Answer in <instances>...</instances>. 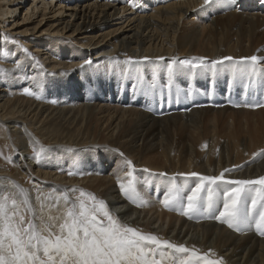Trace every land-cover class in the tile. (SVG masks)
I'll use <instances>...</instances> for the list:
<instances>
[{
  "label": "bare ground",
  "instance_id": "bare-ground-1",
  "mask_svg": "<svg viewBox=\"0 0 264 264\" xmlns=\"http://www.w3.org/2000/svg\"><path fill=\"white\" fill-rule=\"evenodd\" d=\"M173 1L0 0V29L16 18L12 10L27 8L23 22L13 21L5 32L37 21L36 33L46 21L56 33L71 36L65 35V42H31L37 61L14 45H3L8 58L3 60L0 52V132L3 142L11 145L17 170L11 174L0 167V184L11 195L17 189L9 181L15 182L26 190L32 206L38 201L37 194L55 197L68 192L74 198L79 192L69 190L80 189L103 199L122 221L143 232L194 248L201 255L211 250L215 255L209 253V257L222 259L223 264H264V235L256 229L237 231L242 235L237 236L226 224H210L213 218L197 222L180 209H173L177 216L167 213L173 211L161 202L172 178L185 189L186 197L200 176H218L225 169H231L225 173L229 180L264 175V157L253 156L264 150V107L244 106L264 100V87L259 81L246 87L248 76L234 75L225 62L215 75L202 69L193 73L174 64L172 85L188 92L176 102L155 103L150 89L158 82L169 83L168 65L174 57H206L207 61L224 56L237 60L264 57V0H237L233 6ZM131 2L161 4L153 15L137 20L129 33L117 35L112 43L101 48L103 35L94 43L92 36L120 18ZM188 8L197 9V19L192 20L194 15L188 18ZM190 21L200 23L201 32L188 30ZM88 58H93V64L83 67ZM25 88L34 95H27ZM211 112L222 116V122L208 119L209 126L235 134L216 140L211 134L202 141L195 132L187 136L188 122L196 125ZM228 112H233L231 124L223 121ZM179 123L183 136L174 135ZM193 129L197 132L200 127ZM33 147H41L40 159L32 153ZM126 160L132 161L131 169ZM69 171L78 174L69 175ZM128 171L132 177L126 175ZM192 172L198 175H187ZM128 179L134 180L146 203L138 201L137 206L123 195L119 182ZM24 180L32 187L25 186ZM230 187L223 182L211 185L215 195L207 214L216 211L218 215L223 193ZM202 197L207 204V192Z\"/></svg>",
  "mask_w": 264,
  "mask_h": 264
},
{
  "label": "snow or ice",
  "instance_id": "snow-or-ice-1",
  "mask_svg": "<svg viewBox=\"0 0 264 264\" xmlns=\"http://www.w3.org/2000/svg\"><path fill=\"white\" fill-rule=\"evenodd\" d=\"M203 3L204 6H233L237 4V0H203ZM262 61L264 57L258 55L241 57L238 60L224 56L212 61H207L206 57L182 60L174 57L168 65V87H172L174 64L186 67L193 73L202 69L212 71L215 75L219 66L225 65V62H229L228 67L234 75L243 73L248 76L249 84L246 87L254 86L258 81L264 87ZM89 63L91 61H85V64ZM152 86L155 87V84ZM24 92L34 95L28 88ZM244 106L264 107V100ZM36 155L39 156L40 153ZM253 156L264 157V150L254 153ZM125 163L131 169L132 161L126 160ZM229 171L231 169H225L218 176H200L199 182L187 192L186 197L185 189L178 186L172 178L173 182L161 202L169 210L180 209L181 214L189 218L207 216L208 210L213 206L211 185L223 182L233 187L224 191L223 208L213 218L238 232L245 231L254 224L256 230L264 235V175L255 179L229 180L225 178V173ZM68 174L78 173L69 171ZM126 175L132 177V171H128ZM159 175L164 176L166 173ZM187 175L198 174L192 172ZM9 183L17 189V194L13 198L0 184V264H223L222 259L209 257L211 250L201 255L194 248L189 249L183 244H176L129 225L110 211L103 199H98L92 193L71 189L70 192H79V195L72 198L68 192H64L55 197L48 196L45 200L52 203L47 205L37 197L40 207L36 209L32 206L26 190L15 182ZM119 188L133 204L140 206L146 203L133 179L119 182ZM204 192H207V206L202 212ZM53 209L57 215L52 214Z\"/></svg>",
  "mask_w": 264,
  "mask_h": 264
},
{
  "label": "rangeland",
  "instance_id": "rangeland-1",
  "mask_svg": "<svg viewBox=\"0 0 264 264\" xmlns=\"http://www.w3.org/2000/svg\"><path fill=\"white\" fill-rule=\"evenodd\" d=\"M10 1H12V0H10ZM171 3H179L180 4V3H184V0H175V1L171 2ZM160 4H153L152 6H149L150 3H148V5H147V4H143V3L139 4L137 2H131L130 6L128 5L129 8H127V11L123 12V14L121 15L120 18H116V20L114 22L109 23L108 27H105L104 31H102L100 34H94L92 36L93 37L92 41L94 43L100 42L102 40L101 36L103 35L106 38L103 39L104 40L103 43L100 44L101 48L103 47V45L105 43H108V42L112 43L111 41L115 37H117V35L119 36V35H121L123 33H129L137 25V20H139L140 18H143V17H150L151 15H153L154 12L157 11L158 5H160ZM167 4L168 3L164 4L163 6L165 7ZM254 7L257 8V6H254ZM12 8H14V7H12ZM26 10H27L26 6L24 8L17 7L14 10H12V12L13 11L14 12L11 15L16 17V18L11 19L12 20L11 23L7 24L8 27L0 29V40H1L0 49H3V51H0V52H3L2 53L3 54V60H4V58H8V53H7V49H6L7 44L14 45L15 47H18V49L22 50L23 53L26 54L27 56H28V54H31V56H32L31 59L34 60V61H37V57H36L37 55L31 53L33 51V49H30L31 42H33V44H34L36 40H40V39H43V41H46V42L51 41V40H61V41L65 42V41H68V40H66V39H68L67 37H71L67 33H64L67 37L65 35H62L61 33H56L55 31H53L55 28L49 27V25H48L49 22H47L46 25H45L46 21L42 24V26L39 29H37L35 31L36 33H34L33 31H34V28L37 26V21H35L34 23H31V24H27L26 26L25 25L17 26V27L15 26L16 27L15 29H13V30H11L9 32H5L7 28L12 27L13 21L16 20V22H18V23H22L23 22V17H24V15L26 13ZM188 13H189L188 15H190V16H188V18H191V15L195 16V17L192 18V20L194 18L195 19L198 18L197 9L193 8V9L190 10V8H188ZM5 18H6V16L3 19L5 20ZM153 18H154V20L161 21V20H159V19H157L155 17H153ZM182 21H183V17L182 18L180 17L179 18V22L181 23ZM195 22H191L190 21L189 22L190 24L186 23V28H188V30H190V31L196 29V30L201 32L202 26H200V23H198V22L195 23ZM193 23H195L194 27L191 26ZM45 30H51V31L49 32V31H45ZM109 33H110V35L108 36ZM5 37H8V39L5 40ZM78 37H80V36H77V38ZM4 44L6 45L5 47L3 46ZM37 45H39V44H37ZM25 49H27V52H25ZM88 60L91 61V63L85 64V65H83V67H88L91 64H93V58L92 59L88 58ZM99 82H100V84H102V80L99 81ZM155 87H153L152 85L150 86L151 95L153 94L152 98L154 99L155 103H158V102H160V103L176 102L178 99H182L185 94H188L186 89H181L180 90V88L175 86V85H172L171 88H173V89H169L168 84H166V83L158 82ZM158 88H159V91H158ZM170 90H171V92H170ZM173 96H175V99L173 98ZM162 98H164V99H162ZM171 99H173V101H171ZM179 112H182V111L178 110L177 113H179ZM221 114H223V113H221ZM218 115L219 114L216 113V112L205 113V116L201 117L200 123H198L196 125H192L191 122L186 121V123L188 122L191 125V126H186L185 130H186L187 136L195 132L197 137L202 141L204 138H207L211 134L214 135L215 140H216V138L227 139L232 134H235L234 132H225L226 129H225V131L221 132V131L213 128L212 126L208 125V123H207L208 119H214L217 122V124H221L222 119L220 117H222V116L219 117ZM224 115H225V118H223V121L225 123H229L230 122V124H231L232 123V118H233V112H228L227 114H224ZM178 121H180V120L178 119L177 122ZM193 127H200V130H198L196 132L193 129ZM180 128H181V124L179 123L174 128V132H175L174 135L175 136H183V134L180 131H178ZM3 136H4L3 132L1 131L0 132V167L1 168H5L6 167L7 169L10 170L11 174H14L16 172L17 168L14 166V159H13V157L11 155V153H12L11 150H10L11 149V145L9 144V141H7V140H4V142H3V140H2ZM40 148L41 147H39V148L33 147L32 148V153L38 159H40V157H41V150L42 149H40ZM36 153H40V155L37 156ZM24 181H25L24 182L25 186L27 185V186L32 187V184H31L30 181H28V180H27L28 182L26 180H24ZM217 192L218 191H216V193ZM8 194H10V193H8ZM14 195L16 196V194H11V196L13 198H15ZM38 195H40V199L42 201H44V203L46 205H47L48 202L52 203L51 201L45 200L46 196L44 197V194H37L36 196L39 197ZM77 195H79V193H77L76 196ZM214 195H215V193H214ZM36 204L33 205L34 208L39 209L40 202L38 204V201H37ZM206 206H207V204H205V201H204V206L201 209L202 212L204 211V207H206ZM174 210L177 211L176 209H174ZM174 210H172L173 212H167V213H171V214H174V215L177 216V214L174 212ZM46 211H47V209H46ZM54 211H55V209L52 210V214L53 215H57L58 213L56 211L55 212ZM214 213H215L214 215L213 214H207V216L198 215L197 216L198 218H196V216H194L195 218H193V219H195V221H197V222L210 221V220L214 219L213 217L215 215H217L216 211ZM182 221H186L187 223H193L191 220H188L186 218H183ZM214 221H215V219H214ZM214 221L210 222V224H216L217 225L218 221L217 220L215 222ZM193 224H195V223H193ZM249 229H256V228H255V226L253 224V226L250 227ZM232 234L237 235V236H242L237 231L232 232Z\"/></svg>",
  "mask_w": 264,
  "mask_h": 264
}]
</instances>
